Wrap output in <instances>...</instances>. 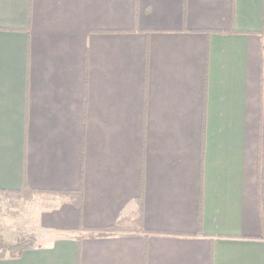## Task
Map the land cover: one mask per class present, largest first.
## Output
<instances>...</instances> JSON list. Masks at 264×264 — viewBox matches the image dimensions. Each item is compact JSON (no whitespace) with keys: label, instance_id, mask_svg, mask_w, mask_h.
<instances>
[{"label":"crops","instance_id":"1","mask_svg":"<svg viewBox=\"0 0 264 264\" xmlns=\"http://www.w3.org/2000/svg\"><path fill=\"white\" fill-rule=\"evenodd\" d=\"M263 52L264 0H0V264H264Z\"/></svg>","mask_w":264,"mask_h":264},{"label":"trees","instance_id":"2","mask_svg":"<svg viewBox=\"0 0 264 264\" xmlns=\"http://www.w3.org/2000/svg\"><path fill=\"white\" fill-rule=\"evenodd\" d=\"M261 70L262 74L264 76V60L261 61ZM261 140H263V135L261 134ZM37 193V191L30 190L27 186H23L21 189L17 191H0V198L4 197L5 195H11L16 194L20 196L22 199H26L28 197H31ZM61 196H65L69 198L70 202L74 204L77 207H80L81 204V192H73V191H67L58 193ZM258 204L259 207H262L264 204V180H263V168L262 165H260L259 162V168H258ZM141 221V213L140 211L136 212L135 214H131L129 216H121L117 219L116 223L105 230L103 234L110 233L112 231L116 230H122V231H131L133 229H137ZM35 246V239L32 234H30L26 238H22L20 240H17L14 243H6L4 244V251L8 252V256H19L24 250L30 249ZM5 256V255H3Z\"/></svg>","mask_w":264,"mask_h":264},{"label":"rangeland","instance_id":"3","mask_svg":"<svg viewBox=\"0 0 264 264\" xmlns=\"http://www.w3.org/2000/svg\"><path fill=\"white\" fill-rule=\"evenodd\" d=\"M263 60H264V52H263ZM35 199V195H32L31 197H28L26 199H22L20 196L18 195H5L4 197L0 198V203H1V207H0V221L2 223L3 226V217L6 218H16V216H18V218L24 216L30 208V205H32V202ZM19 215H21L19 217ZM30 235V233H27L26 231H22L20 233L19 239L22 238H26ZM4 244H6V242H3L2 240H0V256L3 255H9L8 252L4 251L5 247Z\"/></svg>","mask_w":264,"mask_h":264},{"label":"built area","instance_id":"4","mask_svg":"<svg viewBox=\"0 0 264 264\" xmlns=\"http://www.w3.org/2000/svg\"><path fill=\"white\" fill-rule=\"evenodd\" d=\"M0 207H1V203H0Z\"/></svg>","mask_w":264,"mask_h":264}]
</instances>
